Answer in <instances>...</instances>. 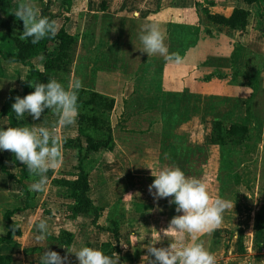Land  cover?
Wrapping results in <instances>:
<instances>
[{"label": "rangeland", "instance_id": "rangeland-1", "mask_svg": "<svg viewBox=\"0 0 264 264\" xmlns=\"http://www.w3.org/2000/svg\"><path fill=\"white\" fill-rule=\"evenodd\" d=\"M144 2H151L156 9L150 12L136 9V6L139 7ZM32 3L40 13L43 10L40 7L45 6L46 1L32 0ZM15 5L17 7L16 2ZM59 6L57 8L55 3L49 1L45 10L54 14L58 28L64 25L71 35L76 36V40L71 50L73 66L71 65L65 74L56 73L54 79L67 80L68 83L69 79L78 78L85 89L100 92L103 95L106 93V96L115 100L114 108L103 113L98 128L91 130V133L98 137V134H103L104 129L111 127L116 141L113 151L98 155L93 165L94 167L97 163L108 162L107 169H110V174L107 175L106 180L113 186L105 193L107 200L113 199L106 202L107 208L102 212L100 224L109 228L116 220L120 223L118 246L121 245L122 254H133L138 243L142 246V253H146L145 248L149 246L146 242L149 240L151 242L159 240L157 243L161 244L168 237H172L173 242H176L179 234L168 228L172 217L166 211L171 197L154 198L149 192L150 184L145 182L152 183L154 179L151 169L157 171L163 167H179L187 176L202 180L213 199L221 197L238 202L237 206L235 204V207L224 210L221 222L216 228L201 233L198 237V242L206 250L217 251L214 247L216 249L220 247V252H223L224 246L229 248V223H234L229 213L232 215L236 213L237 217L234 219L239 217L238 222H245L249 226L252 214L249 210H256L264 201V153L260 148L264 139V133H260V130L264 128L262 119L264 86L257 80L245 79L244 86L247 88V94L242 98L233 95L234 90H238L237 85L239 88L243 85V80L238 79L236 75L248 78L250 74L257 79V67L253 73L249 72L252 71L253 66L258 65L259 58L253 56V60H248L245 66L248 73L239 74L231 69L232 73L229 74V57L225 55L224 49L213 53L211 52L213 44L208 41L214 32L219 30L229 32L228 21L232 12L229 2L227 0H108L104 6L100 4L98 7L100 11L114 14L121 20H129V24L125 23L128 32L138 34L144 23L154 22L159 26L163 36H178L180 32H185L186 36H197L195 45L199 43L200 48L203 42V48H200L198 52L200 55L197 53L198 58L200 56L203 60V66L212 67L215 71L209 72V69L204 71L198 88L193 90V87L188 86L187 83L186 86L189 89L184 92H179L177 89L168 90L164 87V83H168L166 80L171 79L176 84L184 76L191 75L187 67L192 65L193 59L191 63L185 64L184 69L182 66L184 63H170V71L166 68L167 60L163 57L158 54L148 56L137 48L141 46L137 36L124 42L129 46L128 49H123L122 43L113 45L109 41L104 43L92 41L91 38H96L97 35L84 38L89 32L98 34L100 30L99 25H94L93 15L86 12L83 19L80 20L78 17L75 23L69 21L65 15L71 4L62 2ZM138 10L139 14L135 15ZM236 10L238 9H234ZM253 10L264 13V0L256 3ZM212 16L222 17L227 23H215ZM176 21L185 26L171 27ZM167 24H169L168 27ZM255 24V27L263 30L264 35V17L258 16ZM12 31L19 36L23 32V23H15ZM0 46L2 50L7 49V56L15 51L12 50L13 46L6 44L1 37ZM171 50L169 49V52ZM56 51V47L51 46L47 55L42 53L32 61L38 68L43 69L46 59L54 55ZM243 60L246 62L247 58ZM250 60L251 63H249ZM211 62H217L220 69L217 70L216 65ZM25 68L29 69L28 66ZM10 69L17 71L14 67ZM229 76H232L231 79ZM15 89L21 90L19 83L15 84ZM245 103L249 104L247 107L252 126L251 134L245 142L236 144L226 139L225 144H212L213 122L221 119L227 127L230 120H240L245 114ZM56 115L40 116L37 121L27 117L24 123L27 127L48 129L50 133L59 137L61 146L65 138L73 136V130L75 131L78 127V117L76 114L71 124L60 126L57 123L59 115ZM77 162L75 151H61L60 163L56 169L47 173V179L52 177L53 183H56L54 179L71 177L75 173ZM1 171L0 169V174L3 175ZM147 175L150 176L148 180H146ZM127 176L137 177L131 188L127 184ZM30 180H34L32 175ZM242 181L244 184H241ZM47 184L49 186V182ZM4 187L0 189L5 191L9 186L4 185ZM18 189V185H11L6 192ZM48 190V195L52 197L49 196L42 205H52L57 214L70 213L68 200L63 197L64 194L60 195L56 186L50 185ZM44 192L46 193L45 189ZM68 192L67 197L70 194V191ZM121 193H124L125 197L119 199ZM136 202H140L145 207L142 218L135 216L132 211ZM173 206L176 211L175 204ZM122 211H126V215H121ZM172 214L171 211L170 215ZM86 222L84 224L89 223L88 225L97 228L92 223V217L89 216ZM53 233L48 238L51 242H54ZM109 237L116 244L113 234ZM102 238L103 236L100 235V239ZM103 239L106 242L108 238ZM185 240L187 241V237ZM171 242L170 239L169 243ZM212 245L214 247H211ZM137 249L140 250L139 247ZM222 254L218 259L229 256ZM124 258L122 257L121 261L119 259V264H124Z\"/></svg>", "mask_w": 264, "mask_h": 264}, {"label": "crops", "instance_id": "crops-1", "mask_svg": "<svg viewBox=\"0 0 264 264\" xmlns=\"http://www.w3.org/2000/svg\"><path fill=\"white\" fill-rule=\"evenodd\" d=\"M45 1L46 4L45 6L42 5V8L40 7L41 10L42 9L45 10L47 8L46 6L49 5V1L55 3L56 7L58 8L60 7L59 4H61L65 0H41V2H45ZM102 1L107 3L108 0H72L71 6L69 9H67L65 15L67 16L69 21H74L76 23L78 17L81 20L83 19V15L86 12L91 13L94 18L93 19L94 25L95 24L99 25L100 30L98 34L89 32L87 36H84V38L97 35L95 36L96 38L92 37L91 40L96 41L98 43H104V41L107 42L109 41V43L113 45L116 43L117 44L122 43L121 45L123 46V49L124 48L128 49L129 46L124 44V42L129 40L131 37L134 36L138 37V34L133 32H128L126 30L127 26H125V23L129 24L130 23L129 20H125V19L121 20V18L116 17L114 14H110V13L108 14L107 12L100 11L98 7L100 6V4L102 6ZM227 1L229 2V7H231L232 9L230 15H232L234 9H240V8L245 9L249 12L245 30L243 32H241L240 29H233V28H229V32L224 30H219L217 32H214L213 36L208 38L209 39L208 41H210V44H213L212 46L213 48L211 49V52L213 53H216L217 51L221 52L224 49L225 55L229 57V74L232 73L231 69H234L235 72L239 74H242L244 72L248 73L245 70V66L248 63V60L249 59L253 60L252 59L253 56L259 58L258 65L255 67L253 66L252 71L249 70L250 71L249 73H253L254 70H256V67L258 68V72L256 74L257 79L254 76H251L250 74L247 76L248 78L244 77L243 75H236L238 79L243 80V85H241L240 88L237 85L238 90H234L233 95L237 96V98H242L244 95L247 94V88L244 86L245 79L246 80L252 79L254 81L257 80L258 82H260V84H263L264 86V35L262 29H259L254 26L256 25L255 24L256 18L258 16L260 18L264 17V13H260L258 10L254 11L253 6L255 4L247 5L237 0H227ZM15 2L17 3V0H12L9 5H6L3 8V16L10 22L11 26L15 25V23L16 24L23 23L22 19L16 18L15 14L13 13L16 7ZM145 3L146 2H144V4H140L139 7L136 6V9H139L140 11L143 12L146 11L150 12L156 9L153 8L151 2H147L146 4ZM139 10L135 12V15L139 14ZM17 20L19 22H17ZM168 26L169 24H167V27ZM177 26H185V24H181V22L176 21L173 22L171 27L176 28ZM178 34H179L178 36H164V44L167 47L169 54H176L182 57L180 63H184V65H182L183 69L186 67L185 64L191 63V60L193 59L192 65H189V67H187V70L189 73H191V75H189L188 77L184 76L183 79L176 84L174 83L173 80L167 79L166 81L168 83L166 84L164 83V87L168 90L177 89L179 92L180 91L184 92L187 89H189V87L186 86V84L188 83V86L193 87V90H196L198 88V83L202 80V73L204 71H208L207 69H209V72H214L215 69H213L212 67L208 68L203 66V60H201L200 56L198 58V54L200 55V53L198 52L200 48L201 49L203 48L202 45L203 42H201L200 48H199V43L196 46L195 44H196L197 36H186L185 32H180ZM74 38L76 40V36H74ZM169 49L172 50L169 52ZM243 58H247V61L245 62ZM251 60L249 61V63H251ZM170 61L169 60L166 61L167 63L166 68L168 70H170L169 64L175 62L174 60H170ZM211 63L216 65L215 67L217 70L220 69L217 66L218 65L217 62H211ZM34 65H36V63H34ZM178 65L180 67V64ZM10 67H14V69H16L17 71H13L12 69H10ZM27 73H28V69H26L23 64L0 58V89H1L0 90V128L9 127L8 115L4 114L2 111L5 101L8 97V94L11 89L15 88V84H18L20 80L25 79ZM231 77L232 76H229V79H231ZM81 88H85V86H82ZM104 94L107 95L106 93ZM248 105H246L245 103V114H243L240 120H234V119L230 120L231 121L230 124L239 123L246 125L249 128V135H250L252 131L251 130L252 126L250 123L251 119L249 118V114H248V107H247ZM49 115L51 114H45L41 116H49ZM27 117H31V116L25 115L19 119L23 126H27L26 123H24ZM262 119L264 120V114ZM73 133H74L73 136H70V138L75 137L76 136L75 134H78V127L77 129H75V131L73 130ZM260 133L261 134L264 133V128L260 130ZM60 147L62 152L70 151V150L75 151L72 149H64L62 142ZM260 148L264 153V139L262 140V144H260ZM109 152L110 151H105L106 154ZM75 155H76V151H75ZM0 159L3 160V163L10 172L14 173L17 177H20L21 167L15 164L13 153H11L8 150L0 151ZM100 163L101 164L97 163V165L94 166L90 171V175H89L90 190L88 192V195L93 200L96 206L100 208H107L106 202H109L113 198L107 200L105 193H107V191H110L113 188V186L111 185L110 182L106 180L107 175L110 174V169H107L108 162L105 161L104 163L102 162ZM58 168L60 169V167ZM2 174L4 176L0 174V187H4V185H7V187L9 186L7 190H9L11 185H18L19 189L12 190L11 192L10 191L6 192L7 190L4 191L0 189V238L5 237L8 233L7 221L5 220L4 215L6 211L10 209L11 210L18 209L17 216L20 219L19 226L22 232L21 235L14 237V242H15L14 244L10 245L4 243L0 245V255L6 256L7 258L6 264H40V258L43 255V252L47 250H51L52 248L54 251H57L62 257H66L64 264H78L75 254L69 252L68 248L69 250H75L81 245H86L101 250L102 249L101 244L102 242L105 241V239H103L104 237L108 238L106 239V241H111L113 243V240L109 237V235L111 236L112 233L101 230L99 231V229L95 228L93 225H92L93 227L91 225H88L89 223L84 224L87 223L86 221L89 219L87 215L82 214V215H78L75 218H72L70 217V213H67L68 215L66 213H64L63 215L57 214L55 208L49 203L48 206L42 205V202H45L47 198L51 196L48 195V191H49L48 187L50 188V185H52V187L56 186L59 189L60 195H62V193L64 194L63 197L67 198L66 200H68L69 206L73 204V200L67 197V193H69L68 192L69 190L61 185H57L56 183H53L52 177H50V179H47V182L45 184L46 193L44 191L39 193L30 192V195L27 196L20 191L19 184L14 183L12 180L8 178L7 175L5 176L6 173L3 172ZM149 177L150 176L147 175L146 180H148ZM126 179L129 188H131L133 186V183L137 180V177L134 178L133 176H127ZM32 182L33 181H31L30 179L25 180L27 186ZM48 182H49V186L47 184ZM145 183L151 184L148 182ZM241 184H244V182L242 181ZM124 195H125L124 193H121L119 199L125 197ZM229 201L233 205V207H235V204L236 206L238 204V202L235 200L233 201V199L232 200L229 199ZM263 206H264V201L259 205V207L256 210L254 211L249 210L250 212H252L250 216L251 219L249 226L245 222H238L239 217L238 219L237 218L234 219V217H237L236 213L234 215H232V213H229L230 214L229 216L232 217L233 219L232 221L234 222V223L232 222L229 223V242H230L229 248L224 246L223 252L222 251L220 252V247L219 249H216V247L212 245L211 247H214L215 250L217 251L208 249V251L215 258V264H264V229L259 230L256 228V214L261 211ZM144 208L145 207L143 206V204H140V202H136L135 207H133L132 211H134L135 216L137 217L139 216L142 218V216L145 214L143 211ZM166 211L171 217H173L174 215L181 214V213L177 214L173 204L169 203V200L166 206ZM171 211L173 213L172 215H170ZM125 213L126 211H122L121 215ZM36 219H43L48 223V225L50 226V231L52 233L54 232L53 233L54 239L51 237L54 242L49 241V239L40 240V241H37L35 239L36 232L34 228L29 227V221L34 222ZM99 221L100 219L98 220V222ZM119 227H120V223H119ZM63 232L73 234V240L69 246L65 245L62 242H58L57 240L59 234ZM106 234H108V236ZM100 235L103 236L102 238L103 240L100 239ZM170 239L173 242L172 237H168V239L164 240V242H162L161 244L157 243L158 242L157 240H156L157 242L155 243L153 241L151 242L149 239H148L149 242L147 241L146 243H148L149 245L155 243L154 246L156 247H167L170 244L169 243ZM129 243L131 244V242ZM118 247H119V252L117 253V255L119 256L120 261L122 260V257H125L123 260L124 264H147L146 261L144 262L140 261L141 258L146 255V253L145 252H144L145 254L142 253L143 251L141 250L142 246H140L139 243L137 247H139L140 250L137 249V247L134 248L135 251L132 252L133 254L131 255H128V253L122 254L121 245H119ZM221 253H223L222 255L227 254L229 256L222 259H218Z\"/></svg>", "mask_w": 264, "mask_h": 264}, {"label": "clouds", "instance_id": "clouds-1", "mask_svg": "<svg viewBox=\"0 0 264 264\" xmlns=\"http://www.w3.org/2000/svg\"><path fill=\"white\" fill-rule=\"evenodd\" d=\"M13 13L23 22V32L18 37L21 41L30 38L32 44H37L46 36H55L58 31L56 22L41 16L32 0H17ZM137 38L141 45L137 48L148 56L158 54L165 60L181 62V56L168 53L164 36L156 23H144ZM29 84L34 90L23 97L16 96L11 105L16 117L27 114L37 121L47 109L59 114L58 125L73 122L77 114V94L82 87L80 79H69L66 86L51 78L46 83L29 81ZM4 150L13 153L15 160L21 162L34 177L28 185L30 192L44 191L47 173L56 169L61 159L59 137L44 127L0 128V151ZM151 175L154 179L148 186L149 192L156 199L171 197L169 203L175 204L176 212L181 213L171 218L168 227L179 236L176 242H171L167 247L154 246L159 240L150 244L142 261L147 264H215L214 256L198 242V237L216 228L224 210L233 205L221 197L213 199L202 180L187 176L179 167H163L157 171L151 169ZM29 227L35 229L37 241L47 240L52 234L50 226L43 219L29 221ZM68 251L75 254L78 264H119L117 254L109 256L90 246L81 245L75 250L68 248ZM65 260L66 257L57 251L47 250L43 252L40 264H64Z\"/></svg>", "mask_w": 264, "mask_h": 264}, {"label": "trees", "instance_id": "trees-1", "mask_svg": "<svg viewBox=\"0 0 264 264\" xmlns=\"http://www.w3.org/2000/svg\"><path fill=\"white\" fill-rule=\"evenodd\" d=\"M12 0H0V37L4 39V42L8 45L13 46L14 53L7 56V49L2 50L0 46V58L19 62L24 66H28V73L24 80L19 81L21 90L11 89L8 97L3 106V113L8 115V126L16 127L23 125L20 122V118L16 117L15 113L12 112L11 105L15 100L16 96L23 97L29 92L33 91L34 88L30 86L31 82H43L46 83L49 78L54 79L56 73H67L73 63L72 58V46L75 42V38L71 35L66 27L62 25L58 28L55 36L41 39L37 44H32L30 38L28 40L21 41L12 31L10 22L3 16V8L9 5ZM247 5H253L258 3L260 0H237ZM72 0H65L64 3H70ZM106 2H102L104 6ZM70 8V7H69ZM68 8V9H69ZM249 12L245 9H238L232 13L229 17V28L240 29L241 32L245 30L247 25V18ZM41 16L54 20L56 17L52 12L43 10ZM214 22L218 24H225L226 19L222 17L212 16ZM67 20V19H66ZM56 22V21H55ZM227 23V22H226ZM56 47V53L49 56L43 64V69L38 68L34 65L33 59L37 58L42 53L47 55L50 47ZM7 48V47H6ZM67 81V80H66ZM61 80L65 86L67 82ZM77 101V117H78V134L72 138H65L62 141L64 149H72L76 151L78 164L76 166V172L71 175L70 178L61 177L54 179L56 184L67 188L70 191L69 198L73 200V204L69 206L70 217L75 218L78 215H87L92 217V223L101 231L112 233L116 244L111 241L102 242L101 251L105 254L112 256L119 252L118 243L120 240V227L119 222L114 221L111 227H104L99 224L98 220L102 216V212L106 208H100L96 206L93 200L89 197L88 192L90 190L89 175L90 171L97 160L98 155L105 151H113L115 147V139L113 135V129L108 127L104 129L103 134H98L95 137L91 130L98 128L100 123V117L103 113L111 111L115 106L114 98L103 95L99 92H92L85 88H81L78 92ZM45 114H58L53 113L50 110L45 109L41 115ZM27 115V114H25ZM24 115V116H25ZM211 134L212 144H225V140L229 139L231 143H243L249 136V128L244 124L232 123L225 127V123L222 120H215ZM17 166L21 167V175L17 177L14 173L10 172L8 168L0 159V168L7 174L8 178L14 183L20 185V191L29 196L30 191L25 183V180L30 179L31 174L25 169L21 162L15 160ZM18 209L7 210L4 218L7 221L8 233L5 237L0 238L1 244H14V237L21 235L20 219L17 216ZM256 228L259 230L264 229V206L261 211L256 214ZM58 242H62L65 245H70L73 240V234L63 232L57 237ZM6 256L0 255V264H6Z\"/></svg>", "mask_w": 264, "mask_h": 264}]
</instances>
